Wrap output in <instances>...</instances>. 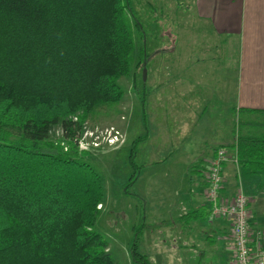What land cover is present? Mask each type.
<instances>
[{
    "label": "trees",
    "instance_id": "16d2710c",
    "mask_svg": "<svg viewBox=\"0 0 264 264\" xmlns=\"http://www.w3.org/2000/svg\"><path fill=\"white\" fill-rule=\"evenodd\" d=\"M130 8L131 0H0V264H114L94 227L101 177L79 139L93 108L123 94ZM232 145L243 172H264V132H238ZM141 230L130 257L151 264L138 249Z\"/></svg>",
    "mask_w": 264,
    "mask_h": 264
},
{
    "label": "rangeland",
    "instance_id": "374dc122",
    "mask_svg": "<svg viewBox=\"0 0 264 264\" xmlns=\"http://www.w3.org/2000/svg\"><path fill=\"white\" fill-rule=\"evenodd\" d=\"M174 1L131 0L130 14L126 16L133 48L128 71L117 79L123 94L116 102L97 104L88 114L81 135L83 141L79 145L85 148L82 158L100 174L103 186L94 227L107 239L114 264H135L130 257V245L134 232L140 229L138 249L151 264H226L231 258L230 251L226 257L215 250L211 237L191 242V236L179 230L175 210L180 206L179 189L189 192L190 187L193 195L205 200V184L190 181V174L200 179L196 165L207 166L212 147L221 143V136L228 139V109L223 112L222 108L208 104L202 117L200 111L189 113V108L181 109L183 122L176 117L175 87L167 86V95L173 98V108L167 110L173 116L167 120L163 106L145 98L151 91L154 98L161 93V86L156 85L158 79H176L175 65L167 62L164 70L161 64L164 59L178 60L180 43L182 49L188 47V39L181 33L187 32L186 21L178 22ZM184 129V134L179 133ZM238 129L235 125V135ZM114 130L119 131L118 139L107 142L108 132ZM143 134L148 136L137 141ZM59 135V126L55 124L50 136L57 139ZM92 140H97V145ZM222 146L227 154L228 144ZM237 185L247 191V184L239 181ZM165 219L170 224H165ZM152 223L158 224L153 230L144 228ZM215 236L218 237L216 233Z\"/></svg>",
    "mask_w": 264,
    "mask_h": 264
},
{
    "label": "crops",
    "instance_id": "0c3cea01",
    "mask_svg": "<svg viewBox=\"0 0 264 264\" xmlns=\"http://www.w3.org/2000/svg\"><path fill=\"white\" fill-rule=\"evenodd\" d=\"M174 3L178 22L186 21L187 32L181 33L186 35L188 47L184 50L183 43H180L178 60L164 59L162 69L167 68V62L175 65L176 79H158L156 85L161 86V93L157 91L159 95L154 98V92L151 91L145 95L146 101L149 99L152 104L162 105L165 119L169 120L173 114L167 110L171 109L173 98L167 95V86L175 87L178 95L175 97L176 117L183 122L185 116L181 111L187 108L189 113L200 111L201 117L208 111V104L222 108L223 112L228 109V139L221 136L218 145L228 144L227 160L222 167V193L231 197L239 181L244 186L247 184V191L244 192L248 197L250 228L255 238L257 230L264 231V172H243L232 144L236 138L233 132L235 125L239 127L240 133L264 132V0H175ZM190 9L191 15H187ZM185 129L179 130V133L184 134ZM215 148L212 147L206 158L207 166ZM207 166L197 164L195 170L200 179L190 174V181L200 180L205 184ZM187 189L189 192L183 188L177 194L180 206L175 210L179 217V230L191 236V242L211 237L209 240H213L215 250L228 257V251L232 254L228 240L230 220L211 216V212L203 219L188 218L190 211L202 206L211 208V204L205 192V200H202L200 195L190 192L193 189ZM165 220V224H170L168 219ZM152 224L144 228L153 230L158 225ZM202 228L204 233H201Z\"/></svg>",
    "mask_w": 264,
    "mask_h": 264
},
{
    "label": "built area",
    "instance_id": "2783aa9c",
    "mask_svg": "<svg viewBox=\"0 0 264 264\" xmlns=\"http://www.w3.org/2000/svg\"><path fill=\"white\" fill-rule=\"evenodd\" d=\"M118 130L108 132L107 142L118 139ZM82 136L79 144H82ZM97 145V140H92ZM226 149L223 146L215 148L204 172V192L211 204V216L228 218L231 228L228 240L232 254L228 264H264V231L257 230L255 238L250 228V210L248 197L238 186L231 197L222 193V167L226 160Z\"/></svg>",
    "mask_w": 264,
    "mask_h": 264
},
{
    "label": "water",
    "instance_id": "95a60500",
    "mask_svg": "<svg viewBox=\"0 0 264 264\" xmlns=\"http://www.w3.org/2000/svg\"><path fill=\"white\" fill-rule=\"evenodd\" d=\"M146 77V68L143 69V78Z\"/></svg>",
    "mask_w": 264,
    "mask_h": 264
}]
</instances>
